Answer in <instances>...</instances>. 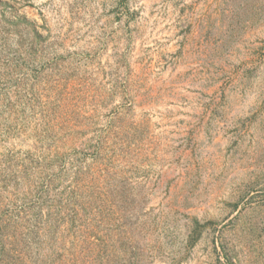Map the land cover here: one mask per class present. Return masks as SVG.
Returning <instances> with one entry per match:
<instances>
[{
    "label": "rangeland",
    "instance_id": "rangeland-1",
    "mask_svg": "<svg viewBox=\"0 0 264 264\" xmlns=\"http://www.w3.org/2000/svg\"><path fill=\"white\" fill-rule=\"evenodd\" d=\"M0 264H264V0H0Z\"/></svg>",
    "mask_w": 264,
    "mask_h": 264
}]
</instances>
